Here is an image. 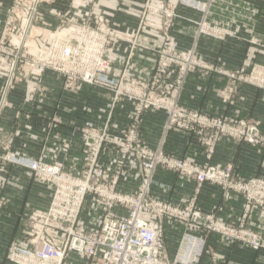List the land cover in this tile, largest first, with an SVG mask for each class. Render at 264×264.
Returning <instances> with one entry per match:
<instances>
[{
    "label": "crops",
    "instance_id": "1",
    "mask_svg": "<svg viewBox=\"0 0 264 264\" xmlns=\"http://www.w3.org/2000/svg\"><path fill=\"white\" fill-rule=\"evenodd\" d=\"M14 1L0 0V39L2 21ZM197 1L210 3L206 13L179 7L170 33L177 51H195L201 62L215 70L197 68L187 77L181 107L200 116L224 119L227 127L243 121L256 122L264 133V91L236 83L232 93L229 89L231 81L223 73H218L248 69L253 62L264 63V0ZM145 2L97 0L89 12L88 7H69L65 0H44L38 7L39 24L46 26L48 31L67 11L72 17L87 18L92 22L106 18L118 32L135 33ZM153 17L150 16V24ZM202 20L220 31L222 38L199 33L195 22ZM160 35L157 30L142 33L137 38V49L128 66L129 44H115L107 54L112 77L117 79L126 69L131 78L152 79L156 69L155 54L162 45ZM9 40L19 44L17 35L11 34ZM38 41L34 40L36 48ZM4 79L0 73V88ZM63 85L61 79L44 77L36 87L33 82L23 84L20 77H15L13 88L0 110V152L3 153L6 145L9 154V160L0 162V264H6L4 257L9 245L26 238L31 215L34 217L36 212L45 211L51 200V187L21 168V160L61 165L65 172L78 174L85 162L83 132L101 129L108 123L109 131L116 135L119 128L127 127L132 119V103L124 100L113 105L109 91L87 85L71 88ZM141 120L140 138L149 149L160 148L168 156L189 160L198 166L207 162L204 144L207 132L202 133V142L201 136L188 130L173 129L164 135L166 118L159 111L144 113ZM114 157L112 147L106 146L99 155V163L112 170ZM263 158L262 145L251 146L242 139L225 135L217 142L210 162L219 167H232L238 178L251 179L264 176ZM131 175L120 182L121 192L130 194L136 190L138 181ZM151 192L155 198L181 207L195 197V207L202 214L213 215L228 224H237L243 213L244 200L239 194L233 193L226 199L219 187L209 184L197 190L194 180L163 168L156 171ZM246 221L264 236V208L252 209ZM164 230L170 260L188 253L190 248H186V243L202 240L199 264H264V249L228 243L205 232H190L178 223L167 222ZM67 264L83 262L73 256Z\"/></svg>",
    "mask_w": 264,
    "mask_h": 264
},
{
    "label": "built area",
    "instance_id": "2",
    "mask_svg": "<svg viewBox=\"0 0 264 264\" xmlns=\"http://www.w3.org/2000/svg\"><path fill=\"white\" fill-rule=\"evenodd\" d=\"M17 1L13 2L11 19H25V27L26 25L31 27L32 22L38 19V7L44 0ZM72 1L76 7H89L91 12L96 0ZM182 4L200 13L205 9V5L196 0H182ZM147 8L140 16L139 27L135 33L118 32L109 25V20L106 18H99L93 22L89 19L77 18L74 20V26H65L63 30L59 26L52 31L51 46L47 55L31 62L25 60V57L19 53L16 58L18 57L19 63L35 68L39 75L52 73L64 79L68 84L67 87L73 84H86L90 87L106 89L113 93V105L121 100L137 104L147 101L139 111L146 113L152 109L160 110L161 105L168 99L167 96L172 93L171 85L165 87L159 95L154 91L159 88L158 85L154 86L144 83V80L131 78L127 75L126 69L116 79L111 75V62L107 58L108 52L115 44L128 43L126 62L128 66L137 49V36L141 33L139 30L148 26L147 20L150 15L148 13L152 10L155 14H167L168 23L163 24L166 26V33H164L165 42L162 52L173 50V39L167 32L171 30L173 20L178 16L175 12L164 11V7L163 10L162 7L147 6ZM195 24L202 34L204 28L202 21ZM152 27L156 29L155 26ZM15 30L16 28L13 27L12 33ZM20 40L23 41L24 38L21 37ZM177 58L180 57L169 58L167 65L163 63L164 69L176 63ZM186 61L183 67H179V79L182 80V84L191 72L202 68L199 63L191 64ZM14 66L15 64L10 65V73ZM165 90L167 92H163ZM172 98L177 106L178 96L172 95ZM166 119V124L163 126L164 135L173 129L188 130L201 136V142L202 133L215 125V123L205 125L202 116L187 111L181 106L168 110ZM216 128L219 129V136L227 134L242 137L252 146L260 143L258 130L254 126L239 132V129L226 127L218 121ZM93 131L92 129L84 131L85 162L82 171L78 174L65 172L61 165L20 162L35 171L53 189L48 208L30 221L27 237L10 244L4 257L6 264H63L69 255H75L83 261V264H198L202 254V240L186 243V248H190L188 254L183 253L174 262L168 260L164 243V225L167 222L178 223L186 230L195 233L205 231L217 234L229 233L232 237L230 243L244 242L255 250L264 249V242H260L257 236L255 237L246 228V220L252 209L264 208V178L236 183L237 181L233 180L232 167L211 164L215 145L219 139H214L211 143L208 140L204 142L207 147V162L198 166L192 161L168 156L160 148L149 149L140 138L139 127L135 125L125 127L123 129L125 133L119 138H102L98 142L94 140ZM106 146L112 147L115 154L112 170L103 168L99 163V155ZM262 161L264 169V158ZM159 168L194 180L197 190L205 184L214 185L220 187L226 199L233 193H239L244 199V213L236 227L227 228L213 215L202 214L195 207V197L182 207L155 198L151 189ZM129 174L138 181L136 190L130 194L119 190L120 182ZM96 198L103 212L101 222L97 227H91L90 224L88 225L90 229H84L80 220L81 214L87 204L90 205L93 200L96 202Z\"/></svg>",
    "mask_w": 264,
    "mask_h": 264
},
{
    "label": "rangeland",
    "instance_id": "3",
    "mask_svg": "<svg viewBox=\"0 0 264 264\" xmlns=\"http://www.w3.org/2000/svg\"><path fill=\"white\" fill-rule=\"evenodd\" d=\"M18 1H20V0H18ZM65 2H67L69 4V7L77 8L72 0H65ZM11 3L12 4H11V7L9 8V13H8L7 17L4 18V20L2 21V24H1L2 34H1V39H0V73H2L5 76V79H4V82H3V84L1 85V88H0L1 89L0 90V110L4 107V105L6 103V97L8 95V92L13 88L14 78L15 77H20V80L22 81L23 84H25V82H27V81L28 82H33V83L36 84V87L40 86V83H41V81H42V79L44 77H53V78L61 79L63 81V84H64L63 86L64 87L68 86V84L64 81V79H62L60 77H57V76H55L52 73H46V74H43V75H39L35 68H32L30 66L28 67L24 63H19L18 57L16 58V55H18V53H19V55H23L25 57V60H27L28 62L36 61L39 57L47 55L49 53L48 50H49V48L51 46V34H52V31L55 28L59 27V26H61L60 28L62 30H63V27H65V26H67V27L74 26V20L77 19L75 17H72L70 12L66 11L65 13H63L60 16V18H58L59 20H58L57 25L54 26L52 29L48 28V31L46 30V26H41L39 24L40 18L34 20L32 22L31 27H28L27 25H26L27 27H25V19H22V18L18 19V20H16V18H14L13 20L11 19V17H10L11 16V11H12L11 9H12V7H14L13 2H11ZM14 3H16V2L14 1ZM96 3H97V0L95 1L94 6L96 5ZM202 4L205 5V9L204 10L202 9V13H206L207 9L210 6V3L209 2H202ZM182 5H183L182 4V0H149V1L146 0V2L144 4V7H143V10H142V13L146 9H148L147 6H149V8H151V7L152 8L162 7L161 10H163V7H164V11H168L170 13H174L175 12L176 16H178L177 12H176L178 10V8L179 7L180 8H186V7L182 6ZM94 6H92V7H94ZM85 7H87V6H83L82 8H85ZM88 9L90 10L89 7H88ZM187 9H189V8H187ZM191 10H193V9H191ZM152 11H150L148 13V14H150L149 18L147 20V22L149 23L148 26L143 27V29L139 30V32H141V34H142L145 31H147V32L148 31H152V30L159 31V33L161 34L160 36H161V39H162V45H161L160 49L157 50V52L155 54L156 69H155V74L153 76V78L154 77L155 78L154 79L153 78L152 79H147V80H144L143 82L147 83V84L154 85V86L158 85L159 88L157 90L154 89V91H155V94H159V95H160L161 91L165 87H169L170 85L173 87L171 95L167 96L168 99L166 100L165 103H163V105H161V109L160 110H157V109L150 110V111H153V112H155V111L162 112V113L165 114V118H166L168 110H173V109H176L177 106H181L180 105V99H181V95H182V93L184 91V86H185L186 82H184V84L181 83L182 80L179 79V73H180L179 71H180V68L183 67V65L185 64V61H186L185 59H187V61H186L187 63H191V64L199 63V65L202 66V70L214 71L215 69L213 67L211 68L205 62H203V61L201 62V60L197 57L195 51H186V52L177 51L176 48L174 47V41H173V50L172 51L171 50H165V51L162 52L163 44L165 42L164 33H166L165 32L166 26L163 25V24L164 23H168V21H167L168 20V16L165 13L155 14V13H152ZM142 13H141V15H142ZM151 15L154 16L153 17L154 21L150 25V22H152V18L150 19ZM156 18H158V21L155 20ZM83 19L87 20V18H83ZM70 23H73V24H70ZM152 26H155L156 29H154ZM202 26H204V28H202V34H204L206 36H209V37H212V38H216V39L222 38V34L220 33V31L214 29L213 27H210L203 20H202ZM13 27L16 28V30H15V32L12 33L11 30H12ZM138 27H139V24H138ZM138 27H137V29H138ZM25 30H27V32ZM64 32H67V30H64ZM170 32H171V30L168 31L167 33L173 39V37H172ZM11 34L12 35H17V39L19 40V44L18 45L13 44L11 42V40H9V37H10ZM141 34H138L137 38ZM21 37L24 38L23 41L20 40ZM34 40L40 42V43H38V48H36V46L34 44ZM72 44L74 45L73 42H72ZM28 49H30V50H28ZM32 49H34V50H32ZM27 51H29V52H27ZM171 57H173V58L180 57V58H177L175 60L176 63L170 65V67H168L167 69H164L162 64L165 63L167 65V63L169 61V58H171ZM19 59H21L20 56H19ZM183 59L185 61H182ZM11 64H15V66H14L13 71L10 73L9 69H10V65ZM161 66H162V68H161ZM195 70L193 72H195ZM193 72H191V74ZM218 73H220V74L223 73V75H225L231 81L229 89H230V91L232 93L234 92V85L236 83H243V84H246V85H249V86H253V87H255V88H257V89H259L261 91H264V63L253 62L252 65H250L248 69L247 68H241V69H239L237 71H232V72L221 71V72H218ZM155 79H157L158 81H156ZM81 85H86V84H81ZM73 86H76V84L70 85V87H68V88H71ZM100 89H102V88H100ZM102 90H106V89H102ZM106 91H108V90H106ZM163 92H167V90H165ZM110 93L112 94L111 96H113V93L112 92H110ZM172 95H175V97L178 96L179 100L177 102V106L175 104L176 101L172 98ZM120 102H124V101L121 100L118 103H120ZM146 102L147 101H144L142 104H137L135 102H131L132 106H133V115H132V119L130 120V123L128 124L127 127H131L132 125H135L136 127L140 126L141 121H142L141 118H143V114L145 113V111H139V109H140V107L142 105H146L145 104ZM115 106H117V103H116ZM150 111H147V112H150ZM202 119H204L205 125L207 123H215L214 126H210L212 128H208L207 129L208 130L207 131L208 134H206V137L207 136L208 137H207L206 140H208L209 143H211L214 139H219L218 141H220L222 137L227 135V134H220V136H219V133H218L219 129L216 128L218 121H221L224 125L226 124L227 121H224V119L205 117L203 115H202ZM166 121H167V119H166ZM166 121H165L164 125L166 124ZM250 126H254V127L257 128V130H258L257 134L259 136V142H260L257 145H262L264 147V133H261L258 123L253 122V123L249 124V123H246V122L243 121V122H240L237 126H231V127L239 129V132H240L241 130H243V131L247 130L248 128H250ZM123 129L119 128V130H118L119 132L116 135H114L113 133H111V131H109V125H108V123H106L101 129L94 128L93 129L94 131L92 132V135L94 137L95 142H98L102 138L103 139L104 138H108L109 139L110 137H113L114 139H116V138H119L120 135H123L125 133V132H123ZM210 133H212V134L210 135ZM83 135H84V132H83ZM227 136H229V135H227ZM230 137H233V136H230ZM82 138H83V141H84V136ZM236 138L242 139L244 141V139L242 137L241 138L236 137ZM215 147H216V145H215ZM2 150H3V153L0 152V162L5 163L7 160H9V154L6 152L7 146L5 145ZM206 156H207V147H206ZM24 161H27V160H24ZM29 162H36V163H40V164H43V165H48V164H45V163H41L39 161H29ZM262 165H263V163H262ZM225 167H227V166H225ZM21 168H24L27 171H30L33 174V176H35L36 178L40 179L44 183L48 184L51 187V192H52V189H53L52 186L49 183L45 182L37 173H35V171H33L30 168H27L25 166H23ZM254 178L257 179V178H264V177L260 176V177H254ZM254 178H251V179H254ZM251 179L238 178L235 175V173H234V176H233V180L237 181L236 183L243 182V181H248V180H251ZM219 189H220V187H219ZM235 194H239V193H235ZM97 200L98 199L96 198V202L93 200V203L91 202L90 205L87 204V207H85L84 211L81 214L80 220H81V223H82V227L84 229H90L88 227V225H90V224H91V227H97L100 224V222H101V218L103 216V212H102L101 206H99V204L97 203ZM41 212H43V211H41ZM39 213L40 212H36L35 215L37 216V214H39ZM243 213H244V205H243ZM243 213H242V215H243ZM36 216L33 217L31 215V217H32L31 220L34 219ZM220 222H222V221H220ZM222 223L227 228H229L231 226L232 227L233 226L236 227L235 225H237V224H228V223H224V222H222ZM246 228L250 232H252V234H254L255 237L257 236L256 238L260 242L261 241L264 242V236H263V234H262V232L260 230H255L249 225H247ZM26 233H25V237H27ZM205 233L208 234L207 231H205ZM209 234H213V235L219 236L226 242H228L229 240L232 239V237L230 236L229 233H227V234L221 233L222 234L221 235V234H217V233H212L211 232ZM255 237H254V239L257 240ZM164 243H165V240H164ZM228 243H230V241ZM233 243H243V244L248 245V243L238 242V241L233 242ZM248 246H250V244ZM8 248H7V250H8ZM165 251H166V246H165ZM6 253H7V251H6ZM6 253H5V255H6ZM186 254H188V253H186ZM166 255H167L168 260L171 261V262H174V261L178 260V258L180 257L179 256V257H176L173 260H170V258L168 257L167 251H166ZM73 256H75V255H73ZM73 256L69 255L64 260L63 264H67L68 259L70 257H73ZM186 256H184L185 259H186ZM80 261L83 262L82 260H80Z\"/></svg>",
    "mask_w": 264,
    "mask_h": 264
},
{
    "label": "bare ground",
    "instance_id": "4",
    "mask_svg": "<svg viewBox=\"0 0 264 264\" xmlns=\"http://www.w3.org/2000/svg\"><path fill=\"white\" fill-rule=\"evenodd\" d=\"M27 27V26H26ZM27 32V30H25ZM23 45V44H22Z\"/></svg>",
    "mask_w": 264,
    "mask_h": 264
}]
</instances>
